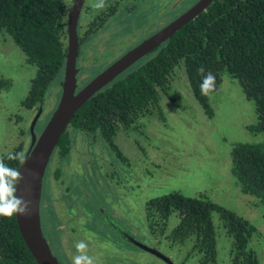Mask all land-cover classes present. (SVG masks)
I'll return each mask as SVG.
<instances>
[{
	"label": "rangeland",
	"instance_id": "374dc122",
	"mask_svg": "<svg viewBox=\"0 0 264 264\" xmlns=\"http://www.w3.org/2000/svg\"><path fill=\"white\" fill-rule=\"evenodd\" d=\"M62 1L68 15L71 2ZM197 1L105 0L106 7L97 10L91 5L98 0H86L81 36L98 14L109 8L113 13L101 27L86 34L80 44L77 88H83ZM36 73L37 66L28 61L21 47L8 33L1 32L0 158L19 145L26 155L33 140V121L38 116L33 130L38 138L59 104L65 68L52 81L39 109L23 105ZM209 103L211 114L197 100L185 67L180 64L167 91L161 94V114L143 118L131 129L119 130L115 143L120 154L103 138L93 139L90 134L72 130L75 145L64 160L53 153L44 176L41 201L43 232L60 264H72L79 241L88 244L87 254L95 264H166L124 241L107 221L113 220L137 240L152 246L155 238L147 220L146 204L172 191L191 197L204 194L248 219L258 231L249 245L264 264V204L242 191L233 172L234 145L259 142L263 137L250 129L257 122L255 103L247 98L239 81L229 75H224L209 95ZM71 129L67 128L69 132ZM57 167L62 171L60 177L55 173ZM63 203L67 218L61 211ZM219 217L213 214L218 264H231L233 241ZM176 224L177 219L173 218L169 228ZM160 248L172 256L175 264H199V256L189 254V241L175 255L164 245Z\"/></svg>",
	"mask_w": 264,
	"mask_h": 264
},
{
	"label": "trees",
	"instance_id": "16d2710c",
	"mask_svg": "<svg viewBox=\"0 0 264 264\" xmlns=\"http://www.w3.org/2000/svg\"><path fill=\"white\" fill-rule=\"evenodd\" d=\"M66 17L67 6L62 0H0V33H8L28 61L37 66L23 102L28 109L40 108L52 81L65 68ZM94 29L96 26L90 31ZM180 64L208 113L212 110L209 96L200 91L208 72L216 77V89L224 75H229L254 101L257 122L250 129L263 137L259 142L234 145L233 172L242 191L264 204V0H213L206 10L83 104L71 120V131L62 134L55 154L61 160L71 154L75 145L72 130L90 134L93 139L103 138L120 154L115 143L119 130L131 129L139 120L161 114V94L167 91ZM201 67L203 73L199 71ZM22 148L19 145L0 159L18 170L21 163L7 157L9 153L22 152ZM214 213L219 214L232 238L231 264H261L249 245L257 228L206 195L191 197L172 191L146 204L150 229L163 231L173 218L177 219L172 228L173 240H191L203 264H218ZM0 264H38L21 235L16 215L0 216Z\"/></svg>",
	"mask_w": 264,
	"mask_h": 264
},
{
	"label": "water",
	"instance_id": "95a60500",
	"mask_svg": "<svg viewBox=\"0 0 264 264\" xmlns=\"http://www.w3.org/2000/svg\"><path fill=\"white\" fill-rule=\"evenodd\" d=\"M213 2V0H199L188 11L180 15L170 24L150 36L135 48L111 64L107 69L98 74L81 90L77 91V56L79 51L78 22L84 0H75L69 14L67 25L68 50L65 63V78L63 91L59 104L51 119L38 138L34 135V126L38 116L31 125L33 134L32 144L26 153V162L20 164L18 171L22 179L19 181L15 195L30 201L29 214L16 215L21 235L38 264H60L59 259L53 254L44 235L41 222V198L43 180L52 155L59 143L62 134L69 127L72 118L78 109L85 104L96 92L108 85L121 73L134 63L164 43L189 21L197 17ZM39 115L41 110H39ZM138 246L152 253L162 256L156 249L150 248L141 242Z\"/></svg>",
	"mask_w": 264,
	"mask_h": 264
},
{
	"label": "clouds",
	"instance_id": "9594fccd",
	"mask_svg": "<svg viewBox=\"0 0 264 264\" xmlns=\"http://www.w3.org/2000/svg\"><path fill=\"white\" fill-rule=\"evenodd\" d=\"M94 9L101 10L106 7L105 0H98L97 3L91 5ZM201 73L204 69H199ZM216 90V77L213 73L208 72L203 77L200 84L201 94L209 96ZM9 160H18L21 164L26 162V156L23 152L9 153ZM21 172L15 168L7 166L2 159H0V216L11 218L13 215H27L29 214L30 201L24 200L22 197L15 195L17 185L22 179ZM77 255L73 257L72 264H95L92 256L87 254L88 244L84 241H79L75 244Z\"/></svg>",
	"mask_w": 264,
	"mask_h": 264
},
{
	"label": "flooded vegetation",
	"instance_id": "af4514ba",
	"mask_svg": "<svg viewBox=\"0 0 264 264\" xmlns=\"http://www.w3.org/2000/svg\"><path fill=\"white\" fill-rule=\"evenodd\" d=\"M74 1L75 0H70L69 2H71L70 3V10H69V14H70V11L72 10V7H73V4H74ZM118 2L119 1H121V0H117ZM85 2H86V0H84V3H83V5H82V8H81V12H80V17H79V22H78V36H79V47H80V44H81V42L83 41V39H84V37H85V35L86 34H88L89 32H92V31H94V30H92V31H90V28L91 27H94V26H96V28L98 29L99 27H101L103 24H104V22L107 20V18L110 16V15H112V13H113V9H111V8H109L108 9V11H105V12H101L100 14H98L97 16H96V19L93 21V22H91L88 26H87V30L85 31V34L84 35H82L81 36V34L79 33L80 32V24H81V14H82V10H83V8H84V6H85ZM197 2H199V1H197ZM196 2V3H197ZM195 3V4H196ZM194 4V5H195ZM193 5V6H194ZM192 6V7H193ZM190 9V8H189ZM188 9V10H189ZM187 10V11H188ZM186 12V11H185ZM184 12V13H185ZM69 14L67 15V25H68V21H69ZM182 15V14H181ZM104 20H103V19ZM178 18V17H177ZM102 19V20H101ZM174 21V20H173ZM97 23V24H96ZM94 24H96V25H94ZM170 24V23H169ZM94 25V26H93ZM82 27L84 28V25H82ZM158 32V31H157ZM157 32H155V33H157ZM154 35V34H153ZM149 38V37H148ZM146 40V39H145ZM143 42V41H142ZM141 42V43H142ZM140 44V43H139ZM138 44V45H139ZM137 46V45H136ZM135 46V47H136ZM135 47H133V48H135ZM159 47V46H158ZM157 47V48H158ZM132 48V49H133ZM156 49V48H155ZM154 49V50H155ZM67 50H68V38H67ZM154 50H152L151 52H153ZM130 51V50H129ZM79 52V51H78ZM150 52V53H151ZM150 53H148L147 55H149ZM126 54V53H125ZM124 54V55H125ZM147 55H145L144 57H146ZM78 57V56H77ZM122 57V56H121ZM120 57V58H121ZM144 57H143V59H144ZM142 59V58H141ZM140 59V60H141ZM117 61V60H116ZM114 63V62H113ZM112 63V64H113ZM135 64V63H134ZM133 64V65H134ZM110 66V65H109ZM108 66V67H109ZM108 67H106L105 69H107ZM76 68H77V63H76ZM130 68V67H129ZM128 68V69H129ZM104 69V70H105ZM103 70V71H104ZM102 71V72H103ZM125 72V71H124ZM101 73V72H100ZM99 73V74H100ZM77 74H78V69H77ZM122 74V73H121ZM97 76V75H96ZM95 76V77H96ZM94 77V78H95ZM118 77V76H117ZM93 78V79H94ZM82 89V88H81ZM81 89H78L77 88V91H79V90H81ZM29 149H30V147H29ZM28 149V150H29ZM121 152V151H120ZM58 170L59 171H61L60 170V168L59 167H57V170H56V172L55 173H57L58 172ZM62 172V171H61ZM61 172H60V175L58 176V177H60L61 176ZM62 175H63V173H62ZM67 184V183H66ZM41 201H42V198H41ZM62 205V209H61V211L63 212V215H65L66 214V218H67V207H66V205L63 203V204H61ZM73 217H75V216H73ZM72 217V218H73ZM107 223H108V226L114 231V232H117V234H119L120 235V237L124 240V241H126V242H130V243H132V244H134V245H136V246H138L137 244H136V242L138 241V242H140L139 240H137L136 238H135V236L133 235V234H131L130 232H128L127 230H125V229H123V228H121V227H119L118 225H116L114 222H113V220H108L107 221ZM151 230V233H152V235L154 236V238H155V244H153L152 246H148V245H146V246H148V247H150V248H153V249H156L160 254H162V256H160V255H158L157 253H152V252H150V251H148V250H146V249H144V250H146V251H148V252H150V253H152L154 256H156L157 258H159V259H161L163 262H165L166 264H175V261L173 260V258H172V256L171 255H169V254H167V253H165L160 247H161V245H164L165 247H166V249L171 253V254H173V255H175V254H177L179 251H181V248H183V247H185L186 246V244H187V241H189L190 242V244H191V249H190V251H189V254H191V253H195V254H197L198 256H199V258H198V262H199V264H203L202 263V261H201V257H200V255L193 249V243H192V241L191 240H187V241H185L184 243H181V241H179V240H173V235H172V232H173V229L172 228H168V229H164L163 231H154V230H152V229H150ZM165 241V244H163V242ZM142 243V242H141ZM49 244V243H48ZM143 244V243H142ZM145 245V244H144ZM138 247H140V246H138ZM51 248V247H50ZM141 248V247H140ZM143 249V248H142ZM52 250V249H51ZM53 252V251H52ZM191 252V253H190ZM54 254V253H53ZM175 257V256H174ZM58 258V257H57ZM188 258V256L185 258V259H187ZM60 261V260H59ZM217 262H218V259H217Z\"/></svg>",
	"mask_w": 264,
	"mask_h": 264
}]
</instances>
